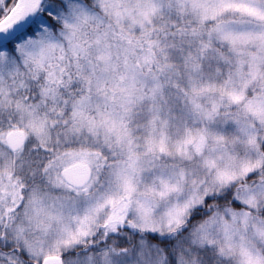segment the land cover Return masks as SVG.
I'll use <instances>...</instances> for the list:
<instances>
[{
  "label": "snow or ice",
  "instance_id": "1",
  "mask_svg": "<svg viewBox=\"0 0 264 264\" xmlns=\"http://www.w3.org/2000/svg\"><path fill=\"white\" fill-rule=\"evenodd\" d=\"M0 264H264V0H0Z\"/></svg>",
  "mask_w": 264,
  "mask_h": 264
}]
</instances>
